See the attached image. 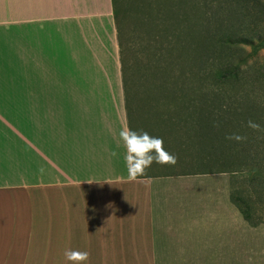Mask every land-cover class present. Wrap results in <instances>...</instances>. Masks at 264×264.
<instances>
[{"label":"crops","instance_id":"1","mask_svg":"<svg viewBox=\"0 0 264 264\" xmlns=\"http://www.w3.org/2000/svg\"><path fill=\"white\" fill-rule=\"evenodd\" d=\"M0 86V264H67L65 250L87 264H264V223L232 191L201 193L230 214L174 253L158 178L128 180L113 0H0Z\"/></svg>","mask_w":264,"mask_h":264},{"label":"rangeland","instance_id":"2","mask_svg":"<svg viewBox=\"0 0 264 264\" xmlns=\"http://www.w3.org/2000/svg\"><path fill=\"white\" fill-rule=\"evenodd\" d=\"M194 1L122 0V55L134 113L133 131H146L162 138L165 149L176 157L173 166L153 163L145 170V174L157 177L160 183L165 226L177 245L174 253H180L186 244L202 241L205 225H214L215 217L230 214L211 208L208 203L212 198L199 197L203 192L232 191V200L250 209L249 223L255 226L264 223V131H248L246 126L252 120L264 129V89L252 90L257 83L255 77L264 68V37L261 41L254 40V46L239 44L227 49L218 45L210 49L200 46L208 37L207 32L215 35L220 29L221 34L224 23L238 35H264L261 14L264 1L253 3L257 16L254 14L249 21L226 12L224 0H209L204 15L209 19L206 27ZM228 61L244 64L239 81L248 83L250 90L248 94L240 89L222 90L223 104H232L237 110L223 106L210 89L215 81L203 76ZM197 105L199 108H195ZM242 106L251 108L244 111ZM211 117L221 119L218 129L210 127ZM211 130L219 132L217 140ZM233 133L246 139L239 144L225 139ZM253 138L256 141L251 142ZM215 143L221 146L218 159L212 155ZM213 159L221 165L215 173L208 168ZM255 169H261L259 176ZM236 207L242 213L241 207L237 204ZM157 231L162 244L164 229L159 221ZM164 264L235 263L174 260Z\"/></svg>","mask_w":264,"mask_h":264},{"label":"trees","instance_id":"3","mask_svg":"<svg viewBox=\"0 0 264 264\" xmlns=\"http://www.w3.org/2000/svg\"><path fill=\"white\" fill-rule=\"evenodd\" d=\"M208 1L209 0H195L194 1L196 10H198L201 13V19H202V22L204 23L203 25L205 27H206L205 24H207V22H209L208 21L209 19H207V17L204 16L205 15V9H207L209 6V5L207 6ZM255 1H258L259 3H261L264 0H224V3L226 4V6L228 8V9H226V12H229V13L232 12L234 18L239 16L241 19L244 18L246 20H249V18H251V17L253 18L254 14H255L256 6H253V3H255ZM113 7H114V16H115L116 28H117V32H118V38H119V43H120V52H121L122 65H123L126 111H127V115H128V121H129L130 129L133 130L134 113H133V111L130 107V103H129L128 83H127V79L125 77V71H124L125 68H124V61H123V55H122L123 54L122 53L123 52L122 41H121L122 16H123L122 0H113ZM138 7L141 8L140 5ZM261 14L264 16V12ZM256 16L257 15L255 14V17ZM186 20H187V17H186ZM223 28L224 29H223V32H221V34H220V29H218L219 34H215V35H211L209 32H207L208 37H205L201 41L200 46L205 47V48L208 47L209 49L211 46L216 47L217 45L219 48H223V49L233 48L235 45H239V44L254 46V40L258 39L259 41H261V38L264 37L263 34H260L257 37H254L251 35H246V34L238 35L236 33V30L234 28H231L230 25H226V23L223 24ZM213 64L214 63H212V65ZM243 65L242 64H234V63H231L228 61L223 66H221V68H216L215 72L209 71L208 73L205 72L203 74L204 77L208 76V78H211L213 81H215L214 83H215L216 87H215V85H213L214 87L210 88L211 92L213 95H215L217 98H219L222 101V105L226 106V108H228L229 110H237V109L232 104H229V105L223 104L224 97H223L222 90L224 88L230 92L234 89H240L245 94H248V92L250 91L248 89V87H249L248 83H246L244 81H239L240 77L243 73V70H242ZM261 77H264V68H263L262 73L257 74V76L255 77L257 80V83L252 85V90H254V92H256V90L262 91V89H264V81H260ZM212 101H213V98H212ZM198 106L199 105L195 106V108H199ZM250 108H251L250 106H246V107L242 106L241 107V109L244 111H248ZM210 120L212 122V124L210 126L212 129L213 128L218 129L222 124L221 122H219L221 119L211 117ZM247 130L251 131V129H249V128H247ZM210 133L213 134V137L216 140L220 136L218 131L211 130ZM203 135H205V134H203ZM254 141H256L255 138L251 139V142H254ZM220 149H221V146L218 143H215L213 145L212 151L215 153V154L211 153L212 155H214V157L212 156L213 158H215V156H216V159H218V157H219L218 154H219ZM246 152L247 151L244 149V153H246ZM198 166H199V164H198ZM220 166H221L220 163L214 159L211 162H209V164H208V168L214 173L219 170ZM260 170L261 169H255V174L259 176ZM236 204L239 207H241L242 214H243L245 220L249 222V220H250V218H249L250 217L249 216L250 211L249 210L250 209H247V208L244 209L243 206H241L238 203V201H236Z\"/></svg>","mask_w":264,"mask_h":264},{"label":"clouds","instance_id":"4","mask_svg":"<svg viewBox=\"0 0 264 264\" xmlns=\"http://www.w3.org/2000/svg\"><path fill=\"white\" fill-rule=\"evenodd\" d=\"M246 126L255 132L264 131L260 124L252 120L247 121ZM118 137L124 148L123 160L129 181H136L138 177H143L145 170L153 163L161 166L176 164L175 155L165 149L164 141L158 136L124 127L118 132ZM225 139L239 144L244 142L246 137L233 133ZM110 155L116 157L117 153L113 151ZM63 255L67 264H87L89 259L87 251L65 250Z\"/></svg>","mask_w":264,"mask_h":264}]
</instances>
